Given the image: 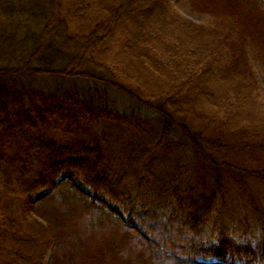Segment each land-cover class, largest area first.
<instances>
[{"label":"trees","instance_id":"trees-1","mask_svg":"<svg viewBox=\"0 0 264 264\" xmlns=\"http://www.w3.org/2000/svg\"><path fill=\"white\" fill-rule=\"evenodd\" d=\"M174 2L0 0V264H264V9Z\"/></svg>","mask_w":264,"mask_h":264},{"label":"rangeland","instance_id":"rangeland-1","mask_svg":"<svg viewBox=\"0 0 264 264\" xmlns=\"http://www.w3.org/2000/svg\"><path fill=\"white\" fill-rule=\"evenodd\" d=\"M257 1L261 5V7L264 9V0H257ZM174 7L183 17H185L188 20L193 21L194 23L203 24L207 22V19H208L207 14L197 11V9L195 8V5L193 4V0H175ZM252 66H253L255 75L257 77V80L259 82L261 92L264 95V72H263L262 63L258 61L257 59H253ZM109 207L115 212H117L119 215L124 217L123 212L119 208L113 205H109Z\"/></svg>","mask_w":264,"mask_h":264},{"label":"water","instance_id":"water-1","mask_svg":"<svg viewBox=\"0 0 264 264\" xmlns=\"http://www.w3.org/2000/svg\"><path fill=\"white\" fill-rule=\"evenodd\" d=\"M46 193H48V192H46ZM46 193H44V194H46ZM44 194H43V195H44Z\"/></svg>","mask_w":264,"mask_h":264}]
</instances>
